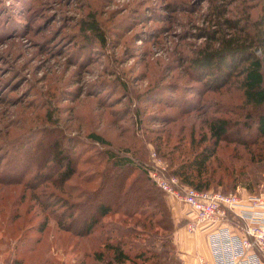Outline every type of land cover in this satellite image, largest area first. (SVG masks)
Masks as SVG:
<instances>
[{"label": "rangeland", "instance_id": "obj_1", "mask_svg": "<svg viewBox=\"0 0 264 264\" xmlns=\"http://www.w3.org/2000/svg\"><path fill=\"white\" fill-rule=\"evenodd\" d=\"M93 16L103 38L84 29ZM263 16L264 0H0V264H99L92 251L101 246L100 228L75 235L50 213L66 205L52 203L84 199L110 149L151 165L161 160L169 174L212 141L217 117L237 124L208 162L209 190L264 194V137L255 120L264 106L245 103L240 76L209 86L194 61L238 37L252 39L263 56ZM58 152L76 166L69 180ZM227 217L242 226L232 212ZM176 229L169 235L183 264Z\"/></svg>", "mask_w": 264, "mask_h": 264}, {"label": "trees", "instance_id": "obj_2", "mask_svg": "<svg viewBox=\"0 0 264 264\" xmlns=\"http://www.w3.org/2000/svg\"><path fill=\"white\" fill-rule=\"evenodd\" d=\"M97 20L95 16L84 19V29L103 38ZM227 20L233 23L232 26L238 27L234 20ZM258 23L260 27L264 26V16ZM262 36L258 47L264 46ZM252 44L253 40L249 38L243 41L239 37L221 39L217 47L203 49L194 61L205 70L202 77H210L207 79V82L210 80L209 86L215 83L217 87L223 86L232 75L240 76L245 103L259 107L264 106V55H257V47ZM255 120L259 135L264 137V112L257 114ZM236 124L237 121L227 117L215 118L209 126L212 141L168 173L177 175L181 184L209 189L211 179L206 176L208 162L215 154L219 142L226 140L228 131ZM89 136L98 142L109 143L99 133L91 132ZM106 156L109 159L108 167L100 175L97 185L80 195L84 199L70 203L59 197L52 203L67 207L61 213L50 211L57 224L80 237L91 236L100 228L95 239L101 242V246L92 251V258L99 264H179L175 245L171 244L172 238L169 235L176 223L167 193L150 175L151 164L120 149H110ZM55 158L62 162L59 164V168H63L61 178L71 179L77 171L72 157L58 152ZM136 169L139 172L131 177ZM237 176L233 180H238ZM93 180L89 179L90 182ZM246 184L250 186L248 182ZM111 214H118L119 218L104 219ZM78 221L81 226L76 228ZM47 222L44 219L40 228H45ZM139 226L141 229H138ZM153 228L155 231H152Z\"/></svg>", "mask_w": 264, "mask_h": 264}, {"label": "built area", "instance_id": "obj_3", "mask_svg": "<svg viewBox=\"0 0 264 264\" xmlns=\"http://www.w3.org/2000/svg\"><path fill=\"white\" fill-rule=\"evenodd\" d=\"M152 154L157 160L156 152ZM151 166L149 172L157 185L193 211V217L187 223L189 232H194L205 222L219 223L210 233L214 259L200 256L195 264L259 262L264 256V194L242 196L239 191L226 193L198 189L181 184L177 175L164 172L166 165L161 160ZM228 211L241 221L240 228L234 229L224 223Z\"/></svg>", "mask_w": 264, "mask_h": 264}, {"label": "crops", "instance_id": "obj_4", "mask_svg": "<svg viewBox=\"0 0 264 264\" xmlns=\"http://www.w3.org/2000/svg\"><path fill=\"white\" fill-rule=\"evenodd\" d=\"M167 199L177 227L174 238L182 256L183 264H195L199 256L208 260H213L214 253L211 247L210 233L219 223L205 222L194 232H189L188 229H186L187 225L179 226V224L183 221L188 223L189 219L193 217V211L188 205L170 195H168ZM228 218L229 217H227V219ZM227 219L224 223H229L234 229L238 228ZM256 264H264V256H262Z\"/></svg>", "mask_w": 264, "mask_h": 264}]
</instances>
